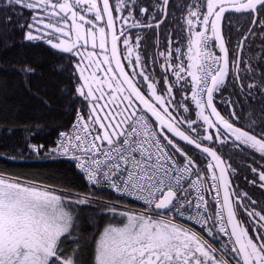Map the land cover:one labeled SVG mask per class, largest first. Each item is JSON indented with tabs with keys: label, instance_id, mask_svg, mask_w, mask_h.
Here are the masks:
<instances>
[{
	"label": "snow or ice",
	"instance_id": "6c2138e0",
	"mask_svg": "<svg viewBox=\"0 0 264 264\" xmlns=\"http://www.w3.org/2000/svg\"><path fill=\"white\" fill-rule=\"evenodd\" d=\"M9 34L0 264H264V0H0Z\"/></svg>",
	"mask_w": 264,
	"mask_h": 264
},
{
	"label": "trees",
	"instance_id": "16d2710c",
	"mask_svg": "<svg viewBox=\"0 0 264 264\" xmlns=\"http://www.w3.org/2000/svg\"><path fill=\"white\" fill-rule=\"evenodd\" d=\"M18 39V34H9L7 37L0 36V153L7 151L9 154H13L11 153V147L13 145L20 147L21 145L18 142L23 135L22 130L17 127L14 134L10 136L3 127L5 118L10 121L16 115L23 118L29 114L22 85L18 83L19 78L10 71L16 62V54L19 50L15 47H6V44ZM5 69L9 71L6 72ZM5 79L7 80L6 85L3 83ZM35 79H38V77ZM0 166H4L3 161H0ZM8 167L28 174L39 173L42 177H49L47 182L55 183L61 187H79L78 178L56 164L28 162L26 164L8 165ZM256 195L259 196V193L257 192Z\"/></svg>",
	"mask_w": 264,
	"mask_h": 264
}]
</instances>
